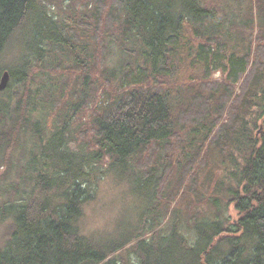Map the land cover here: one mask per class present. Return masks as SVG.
Returning <instances> with one entry per match:
<instances>
[{
	"label": "trees",
	"instance_id": "16d2710c",
	"mask_svg": "<svg viewBox=\"0 0 264 264\" xmlns=\"http://www.w3.org/2000/svg\"><path fill=\"white\" fill-rule=\"evenodd\" d=\"M47 1L0 0V264H264V98L241 164L253 98L213 137L253 50L220 0H70L62 15ZM106 176L137 198L121 241L81 231Z\"/></svg>",
	"mask_w": 264,
	"mask_h": 264
},
{
	"label": "rangeland",
	"instance_id": "374dc122",
	"mask_svg": "<svg viewBox=\"0 0 264 264\" xmlns=\"http://www.w3.org/2000/svg\"><path fill=\"white\" fill-rule=\"evenodd\" d=\"M83 1L85 0H82L81 2L77 1L73 7L78 8V5L81 6ZM104 1L109 2L110 0ZM69 2L70 0H55L47 1V4L48 6H51V10L53 12H60L62 15L66 13L65 11L70 5ZM220 2L224 15H231L229 20H227L226 16L225 20L227 22L224 28L228 27V23L235 25V27L233 26V29L237 30L238 32L245 33L243 35L246 44L252 43L253 45L248 71L240 79L238 84L230 87V92L227 91V94L229 95L223 96L222 100L225 104V110H223L224 114L221 117L218 127L215 128L213 132V137L215 140L219 137L221 127L224 128L229 125L228 123L233 118L235 109L240 106L244 98L246 97L248 100L253 98L255 103L254 106L242 105V108H238L243 120L238 123V125L241 127V131L234 140L236 145L231 150L233 155L231 157L235 159L236 164H241L239 162L242 161L241 157L245 152L244 146L246 145L248 136L255 130L254 125H256V123L258 124L259 107L263 100L259 99L260 97L264 98V0H220ZM250 3L253 7L251 14H249ZM235 16L237 17L235 18V21H233L231 18ZM249 17L252 20L251 24H247ZM250 35H252V38ZM222 64L223 65L220 67V69L213 71L211 76L208 78V83L213 85L215 88H220L222 84L225 86L228 83L226 78L227 72L225 71L227 67L226 60H223ZM254 83H258V85H256V87L253 89V92L249 89L246 92L248 86L250 84L253 86ZM95 102V99L90 101L88 111H91L95 108ZM227 132L229 131L224 130L222 133L226 134ZM29 140L30 137H27L26 141ZM204 152L202 156V162L206 160L204 165L205 169V166H207L212 159L217 158L213 157L211 154L206 159ZM15 155L16 158L20 157V153H15ZM233 168L234 164L233 166L229 165L226 170L225 167H223L220 171V178L224 181H227V179L230 178V171H232ZM3 169L1 171H3ZM14 172L15 169L13 170L12 168L11 174ZM199 174L200 178L198 180L194 179L196 181L194 184L193 180L190 182L188 179L186 182V187L194 186L195 190H200V186H197V184H201L203 182L204 176L200 171ZM111 178L106 176V178H104L98 184V186L94 188L95 191H97L96 195L94 196L95 198H93V200L87 203L83 208V217L80 223L81 231L84 235L95 239L96 241H121L124 237H126L127 231L123 232L119 229H127V227L133 223V220H135L137 217L136 215L138 214V212H135L137 198L133 197V190L131 187L124 180H117L114 177L112 179ZM187 198L189 201L191 200V196L188 197V195H186L185 197L183 196V198L180 197V199H177L175 203L179 202L183 204V200L184 203L187 204ZM179 206L183 207L181 204ZM228 215L232 221H235L239 218V214L234 210L233 205L228 208ZM5 229L6 223L0 222V244L3 241Z\"/></svg>",
	"mask_w": 264,
	"mask_h": 264
},
{
	"label": "water",
	"instance_id": "95a60500",
	"mask_svg": "<svg viewBox=\"0 0 264 264\" xmlns=\"http://www.w3.org/2000/svg\"><path fill=\"white\" fill-rule=\"evenodd\" d=\"M9 78L8 72L5 71L0 79V91H3L7 87Z\"/></svg>",
	"mask_w": 264,
	"mask_h": 264
},
{
	"label": "bare ground",
	"instance_id": "6f19581e",
	"mask_svg": "<svg viewBox=\"0 0 264 264\" xmlns=\"http://www.w3.org/2000/svg\"><path fill=\"white\" fill-rule=\"evenodd\" d=\"M95 32H97V31H95ZM93 33V32H92ZM91 65V64H90ZM82 66V65H81ZM91 68V67H90ZM94 72V71H93ZM94 74V73H93Z\"/></svg>",
	"mask_w": 264,
	"mask_h": 264
}]
</instances>
